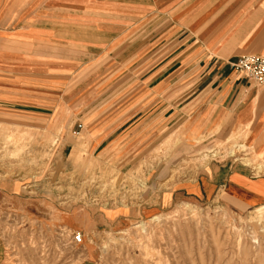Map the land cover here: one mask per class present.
<instances>
[{
	"label": "crops",
	"instance_id": "crops-1",
	"mask_svg": "<svg viewBox=\"0 0 264 264\" xmlns=\"http://www.w3.org/2000/svg\"><path fill=\"white\" fill-rule=\"evenodd\" d=\"M246 52L264 54V0H0L4 84L41 89L24 104L50 110L56 86L82 83L84 105L69 114L102 117L97 147L176 127L186 144L240 136V147L264 157V85L232 66ZM179 184L236 210L264 205V176L236 159Z\"/></svg>",
	"mask_w": 264,
	"mask_h": 264
},
{
	"label": "rangeland",
	"instance_id": "rangeland-1",
	"mask_svg": "<svg viewBox=\"0 0 264 264\" xmlns=\"http://www.w3.org/2000/svg\"><path fill=\"white\" fill-rule=\"evenodd\" d=\"M56 87L50 107L60 110H29L25 95L43 91L6 85L0 74V264H264V205L236 210L178 188L225 160L264 176V157L240 147V136L195 147L172 127L97 147L102 117L69 114L82 109L83 84Z\"/></svg>",
	"mask_w": 264,
	"mask_h": 264
},
{
	"label": "built area",
	"instance_id": "built-area-1",
	"mask_svg": "<svg viewBox=\"0 0 264 264\" xmlns=\"http://www.w3.org/2000/svg\"><path fill=\"white\" fill-rule=\"evenodd\" d=\"M232 66L245 79L259 86L264 85V54L243 53L237 57ZM79 128H82L81 124ZM83 240L81 232H74L71 236V242L75 246L81 245Z\"/></svg>",
	"mask_w": 264,
	"mask_h": 264
},
{
	"label": "bare ground",
	"instance_id": "bare-ground-1",
	"mask_svg": "<svg viewBox=\"0 0 264 264\" xmlns=\"http://www.w3.org/2000/svg\"><path fill=\"white\" fill-rule=\"evenodd\" d=\"M247 162H248V161H247ZM245 165H246V164H245ZM187 206H190V205L187 204ZM157 218H158V217H157ZM141 226H144V223H142ZM253 240L257 241L256 239H253Z\"/></svg>",
	"mask_w": 264,
	"mask_h": 264
}]
</instances>
